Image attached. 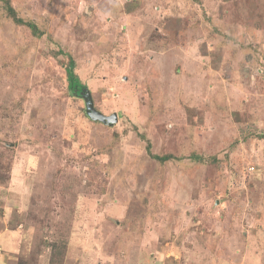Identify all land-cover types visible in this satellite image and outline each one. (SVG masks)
I'll list each match as a JSON object with an SVG mask.
<instances>
[{
	"label": "rangeland",
	"instance_id": "obj_1",
	"mask_svg": "<svg viewBox=\"0 0 264 264\" xmlns=\"http://www.w3.org/2000/svg\"><path fill=\"white\" fill-rule=\"evenodd\" d=\"M10 2L0 264H264V0Z\"/></svg>",
	"mask_w": 264,
	"mask_h": 264
},
{
	"label": "trees",
	"instance_id": "obj_2",
	"mask_svg": "<svg viewBox=\"0 0 264 264\" xmlns=\"http://www.w3.org/2000/svg\"><path fill=\"white\" fill-rule=\"evenodd\" d=\"M7 2V10L9 11L10 15H13L16 18V12L14 10V8L11 5L10 0H6ZM19 22L23 23L24 20L23 19H17ZM30 25V27L33 28V31L36 34H39V31H37V27L34 23H28ZM74 64L73 59H71V61L69 62V67H68V78L70 80V90H72L73 94L77 95V96H81L82 92L81 89L76 88V84L78 83L77 81V76L75 75V73L73 72V67L72 65ZM154 157H156L157 159H159L160 161H165L168 160L171 156L170 155H165V156H159V155H155ZM52 254L50 257V264H63L64 263V259L66 257V253L68 250V245L67 243H62V242H55L52 244Z\"/></svg>",
	"mask_w": 264,
	"mask_h": 264
},
{
	"label": "water",
	"instance_id": "obj_3",
	"mask_svg": "<svg viewBox=\"0 0 264 264\" xmlns=\"http://www.w3.org/2000/svg\"><path fill=\"white\" fill-rule=\"evenodd\" d=\"M85 92L86 91L84 90L82 92V95L86 99L87 114L90 118H92L93 120H100L108 124H112L118 121V115L116 113H113L112 115L108 116L98 111L94 106L92 97L89 94V92H86V93Z\"/></svg>",
	"mask_w": 264,
	"mask_h": 264
}]
</instances>
